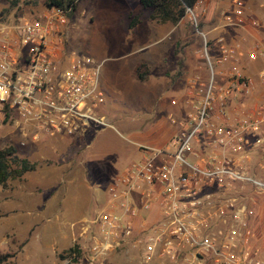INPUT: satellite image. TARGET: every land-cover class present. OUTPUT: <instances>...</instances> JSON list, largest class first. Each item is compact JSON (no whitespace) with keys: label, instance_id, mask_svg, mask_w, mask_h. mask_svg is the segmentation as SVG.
Segmentation results:
<instances>
[{"label":"built area","instance_id":"2783aa9c","mask_svg":"<svg viewBox=\"0 0 264 264\" xmlns=\"http://www.w3.org/2000/svg\"><path fill=\"white\" fill-rule=\"evenodd\" d=\"M233 7L221 12L222 26L243 23L242 2L233 0ZM198 9L205 13L201 0L184 16L200 39L205 76L189 80L185 119L167 145L140 147V157L107 186L106 207L88 225L91 263L135 251L138 264H264L248 197H264V181L249 172L252 151L264 143V99L251 110L228 111L264 84V72L243 73L235 47L220 37L211 43L199 29ZM65 23L56 7L0 23V125H29L32 140L113 129L102 114V63L64 52ZM261 35L246 50L250 62L264 64V29ZM152 208L147 223L142 215Z\"/></svg>","mask_w":264,"mask_h":264},{"label":"rangeland","instance_id":"374dc122","mask_svg":"<svg viewBox=\"0 0 264 264\" xmlns=\"http://www.w3.org/2000/svg\"><path fill=\"white\" fill-rule=\"evenodd\" d=\"M24 1L19 0L15 7H11L6 0H0V14L7 10L6 15H0V23L13 22L16 15H33L43 9V0L27 6ZM118 6L122 10L119 11ZM146 11L137 0H80L75 11L66 18L64 52L85 54L102 63L99 82L102 85L104 76L112 93H107L101 86L104 95L102 114L113 129H104L80 139L36 137L37 140H32L34 131L29 125H0V149L11 146L18 157L38 164L33 172L0 186V254L12 255L3 264H68L71 258L63 259V251L74 245L78 256L71 264H138L135 251L126 255L114 251L92 263L87 260L89 235L94 232L88 225L99 210L91 213L89 189L83 191L75 187L76 200L71 203L76 204L80 212L71 211L70 187L76 184L72 179L73 173L84 172L82 168L73 166L76 163L73 159L77 160L82 149L89 146L98 133L91 152L99 164L92 165L95 179L102 173L99 168L103 167L116 176L136 158L133 145L127 144V138L149 148L165 147L178 132L177 123L185 119L187 109L183 105V87L188 93L189 80L205 76L203 59L199 54L200 39L188 18L184 16L175 25H167V31L162 34L140 38L146 29L143 21ZM196 15L200 30L211 26L212 22L205 13L198 9ZM138 16L141 20V29L135 34L138 40H131L132 32L127 29V23ZM135 61L146 69L143 82L128 78L134 77ZM127 91H130L129 95ZM260 92L254 100L264 91ZM45 140L63 143L73 140L75 144H36ZM252 168L255 174L261 176L264 173L263 170L258 171L255 163ZM90 183L93 186L94 183ZM248 197L256 206L263 204L264 197H254L249 193ZM257 219L253 231L258 241L254 240L253 244L257 249H264V222L261 223L260 215Z\"/></svg>","mask_w":264,"mask_h":264},{"label":"crops","instance_id":"0c3cea01","mask_svg":"<svg viewBox=\"0 0 264 264\" xmlns=\"http://www.w3.org/2000/svg\"><path fill=\"white\" fill-rule=\"evenodd\" d=\"M124 1H128V0H124ZM240 1L243 4V23L241 25H238V26H222L220 14L222 11H225V10L233 12V9H234L233 0H205V1L203 0V6L205 7V17H207V19L210 20L212 22V24H211V26L209 25V26L202 28V29L204 30V32L207 33L208 38L210 39L211 43H214L215 39L220 37L223 39L225 44L230 45L232 47H235L236 52H237L238 66L242 69L243 73L248 74V75H254L259 70H262L264 72V64H262L260 61H256V62L248 61L247 57H246V50L249 49V46H251V44L254 41L263 40L261 33H262V30L264 28L253 29L249 25L248 20L250 18L258 20L261 23V26L264 27V0H240ZM137 2H138V0H137ZM120 9L122 10V7L121 8L119 7L118 10L120 11ZM146 10L147 11L145 12V14L143 16V19H144L143 21L146 24V29H144V31H142L140 38H143V37L146 38L147 35L148 36L151 35V37L152 36L154 37L155 35H159V34L164 33L165 31H167V29H168L167 25H169L170 23H164V24L156 23L155 21L150 19V16L152 14V10L151 9H146ZM118 14H119V12H118ZM128 14H129V12L124 16V18H126V16ZM117 15H116V17H117ZM139 17L140 16H138V18H137L138 23L131 30H129L132 32L131 33V36H132L131 40L132 39L138 40L137 37H135V34L139 29H141L140 25H139L141 23V20ZM133 18H136V17H133ZM112 21H113V18H112ZM109 22H111V17H110ZM116 23L118 26L117 18H116ZM116 23H115V26H116ZM170 25H172V24H170ZM118 29H119V27H118ZM63 44H64V42H63ZM137 50H139V49H137ZM136 61H137V58H136ZM136 61L134 62L135 66L137 65ZM128 78L130 80L131 79L135 80V82H139L134 77L131 78L128 76ZM101 82H102V85H100V86L103 87L104 91H106L107 93H111V85H109V82L107 81V79L104 76H102ZM129 89H130V86H129L128 90ZM181 91H182V88H181ZM184 91H185V88L183 87V105L185 106V99L187 97V93H185ZM260 91H264V84L258 86L257 89L252 92L249 99L243 100L240 103H232V105L229 107L228 111L233 112L235 109H242V108L243 109L245 108V110H251V108L253 107V104L255 102H258V101L264 99V92H263L261 94V96L259 95L260 96L259 98L254 100V97H256L258 95V93H261ZM129 92L130 91H127L128 95H129ZM172 103H174V102L171 101V104ZM98 134L95 135V137H93V139L90 141V144H88L89 146H86V147L83 146L84 149H82V151H81L82 153L77 158V160L73 159V161L76 162L73 166H78V168H82L84 172H82V170H81L80 172H78V173L75 172L72 175L73 176L72 179H75L76 184H75V186L71 185V187H70V189H71L70 190L71 191V196H70V198H71V201H70L71 211H79V209H77V207H76V204L71 203V202L76 200L75 195H77V194H76L75 190L73 191V189L75 187H80L79 189H82L83 191H88V189L90 190L89 194L91 197L90 198V201H91L90 209H92L91 213L94 212L96 209L100 210V209H103L106 207L107 186L112 182V180L115 176L112 175V173H109L108 171H106L105 168L101 167V168H99L100 172H102L101 175L99 173L98 178L97 179L94 178L95 172L93 171L94 167H92V165L93 164L99 165V164L97 163V161L95 162L94 156L91 152H92V149L94 147V143H95L94 141L96 140V137L98 136ZM263 134H264V128H263ZM126 140H127V144L133 145L134 152L136 154L135 159L139 158L141 155L139 148L145 147V145H141L137 141H133L131 138H127ZM36 144H46V145H55V146H60V145L66 144L64 146H69V145L72 146L73 144H75V142H73V140H67V141H65V143L57 141V140H45V141H42V142L36 143ZM131 161H133V160H131ZM254 163L256 164V166H258V168H259L258 171L263 170L262 172H264V143L261 147L252 151V153L250 155V161H249V172H250V174L255 176L256 178H259L262 181H264L262 178V177H264V173H261L262 174L261 176L254 173L253 168H252ZM104 171H105V173H104ZM78 174H79V177H76ZM74 177L79 178V181ZM90 182L94 183L93 186L90 185L91 184ZM248 193H249V191H248ZM252 203H255V202H252ZM262 203L263 204L261 205V207H260V205L259 206H256V204L253 205V213H254L253 224H252L253 227H254L255 223H257V220H258L257 218L259 215H260L261 223L264 222V199H263ZM144 214L142 215V217L145 218L146 222L147 223L151 222L155 218L156 209L152 208L149 212H146V217L144 216ZM74 218H76V217H74ZM68 229H69V227L67 228V232H68ZM63 237H65V236H63ZM255 240H256V242L258 241L257 235H256Z\"/></svg>","mask_w":264,"mask_h":264},{"label":"trees","instance_id":"16d2710c","mask_svg":"<svg viewBox=\"0 0 264 264\" xmlns=\"http://www.w3.org/2000/svg\"><path fill=\"white\" fill-rule=\"evenodd\" d=\"M11 7H15L19 0H6ZM38 0H25L23 4H35ZM80 0H43V8L56 7L65 12L68 18L75 11L76 5ZM198 0H138L142 9H151L150 19L158 24L170 23L175 25L184 17L185 9L192 8ZM5 10L0 15H6ZM17 15L14 17V19ZM138 23L136 18H132L128 23V29H132ZM133 76L139 82L146 79V69L143 65H136L132 71ZM36 162H30L26 158L16 155L15 149L6 146L0 149V186L8 181L20 179L25 173L33 172L37 167ZM63 259H69L68 264L75 263L78 256L77 246H71L63 251ZM11 254H0V264L6 263Z\"/></svg>","mask_w":264,"mask_h":264}]
</instances>
